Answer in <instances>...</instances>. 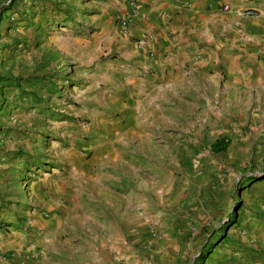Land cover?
<instances>
[{
  "label": "rangeland",
  "instance_id": "374dc122",
  "mask_svg": "<svg viewBox=\"0 0 264 264\" xmlns=\"http://www.w3.org/2000/svg\"><path fill=\"white\" fill-rule=\"evenodd\" d=\"M138 6L0 0V264H264V86L138 111Z\"/></svg>",
  "mask_w": 264,
  "mask_h": 264
},
{
  "label": "crops",
  "instance_id": "0c3cea01",
  "mask_svg": "<svg viewBox=\"0 0 264 264\" xmlns=\"http://www.w3.org/2000/svg\"><path fill=\"white\" fill-rule=\"evenodd\" d=\"M138 2L130 29L137 39L120 67L144 98L138 111L154 114L169 93H193L196 85L223 84L229 92L264 86V0ZM149 32L153 39L140 44Z\"/></svg>",
  "mask_w": 264,
  "mask_h": 264
},
{
  "label": "built area",
  "instance_id": "2783aa9c",
  "mask_svg": "<svg viewBox=\"0 0 264 264\" xmlns=\"http://www.w3.org/2000/svg\"><path fill=\"white\" fill-rule=\"evenodd\" d=\"M230 7L231 6L229 4H224V8L229 9ZM247 13L253 15V14H255V11L253 9H249V10H247ZM121 22L123 24V27H125L126 29L130 28L131 19L129 17H121ZM153 36H154L153 32H149L147 37L139 39V43L140 44H145L148 41H150L151 39H153Z\"/></svg>",
  "mask_w": 264,
  "mask_h": 264
},
{
  "label": "trees",
  "instance_id": "16d2710c",
  "mask_svg": "<svg viewBox=\"0 0 264 264\" xmlns=\"http://www.w3.org/2000/svg\"><path fill=\"white\" fill-rule=\"evenodd\" d=\"M38 102H42V100L40 99ZM231 143V138L223 137L212 143V149L215 151H226L230 147Z\"/></svg>",
  "mask_w": 264,
  "mask_h": 264
},
{
  "label": "bare ground",
  "instance_id": "6f19581e",
  "mask_svg": "<svg viewBox=\"0 0 264 264\" xmlns=\"http://www.w3.org/2000/svg\"><path fill=\"white\" fill-rule=\"evenodd\" d=\"M75 154H77V153H75Z\"/></svg>",
  "mask_w": 264,
  "mask_h": 264
}]
</instances>
